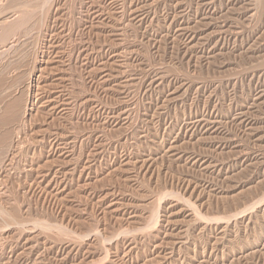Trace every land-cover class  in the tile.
I'll list each match as a JSON object with an SVG mask.
<instances>
[{
    "label": "rangeland",
    "instance_id": "rangeland-1",
    "mask_svg": "<svg viewBox=\"0 0 264 264\" xmlns=\"http://www.w3.org/2000/svg\"><path fill=\"white\" fill-rule=\"evenodd\" d=\"M0 209V264H264V0H0Z\"/></svg>",
    "mask_w": 264,
    "mask_h": 264
},
{
    "label": "bare ground",
    "instance_id": "bare-ground-1",
    "mask_svg": "<svg viewBox=\"0 0 264 264\" xmlns=\"http://www.w3.org/2000/svg\"><path fill=\"white\" fill-rule=\"evenodd\" d=\"M184 30H186V29H184ZM191 34V33H190ZM194 38V37H193ZM191 41V40H190ZM193 127V126H192ZM202 130V129H201ZM198 131V130H197ZM1 210V209H0ZM3 210V209H2ZM1 210V211H2ZM4 211H2V213H3ZM1 213V212H0ZM0 215H2V214H0ZM1 227V226H0ZM0 233H2V232H0Z\"/></svg>",
    "mask_w": 264,
    "mask_h": 264
}]
</instances>
